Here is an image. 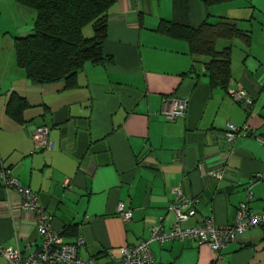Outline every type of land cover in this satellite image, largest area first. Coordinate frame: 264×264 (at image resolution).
Returning a JSON list of instances; mask_svg holds the SVG:
<instances>
[{
  "label": "crops",
  "instance_id": "obj_1",
  "mask_svg": "<svg viewBox=\"0 0 264 264\" xmlns=\"http://www.w3.org/2000/svg\"><path fill=\"white\" fill-rule=\"evenodd\" d=\"M175 0H116L107 12L104 59L87 62L75 84L34 83L15 64L13 38L31 32L33 10L0 0V166L11 168L30 188L66 243L78 237L83 258L108 261L126 245L147 237L153 226L174 223L168 205L174 188L198 199L193 226L205 218L231 223L240 202L264 210V0H231L209 7L188 0V23L197 27L219 17L250 33L249 44L218 39L230 47L225 88H211L205 58L188 42L156 31L160 20L176 19ZM244 1V2H240ZM9 46L12 55L3 52ZM252 98L245 109L230 92ZM12 93L27 101L15 118L7 112ZM183 99L185 114L167 120L165 100ZM228 123L247 126L235 141L224 138ZM48 128L49 149L33 151L32 132ZM222 169L213 180L207 172ZM19 194L0 182V243L24 257L41 243L34 215L20 208ZM122 203L130 213L123 221ZM72 230V231H71ZM156 264H264V227L249 228L219 252L191 240L153 241ZM218 254V255H217ZM0 264H6L0 255Z\"/></svg>",
  "mask_w": 264,
  "mask_h": 264
},
{
  "label": "trees",
  "instance_id": "obj_2",
  "mask_svg": "<svg viewBox=\"0 0 264 264\" xmlns=\"http://www.w3.org/2000/svg\"><path fill=\"white\" fill-rule=\"evenodd\" d=\"M14 1L34 12L31 32L13 38L15 64L30 81L44 84L64 80L66 86L71 87L75 84L77 72L87 62L99 64L103 61L107 12L116 0ZM227 1L231 0H203V3L209 7ZM187 2L175 0L174 8L180 12L178 17L160 20L156 31L186 40L190 54L205 58L211 88H225L230 77V47L217 49L216 41L235 38L249 44L250 33L225 17L211 22L204 20L193 27L187 18L181 17L183 13L188 15ZM89 23L92 35L85 37L83 29ZM27 105L24 97L12 93L7 112L18 119Z\"/></svg>",
  "mask_w": 264,
  "mask_h": 264
},
{
  "label": "built area",
  "instance_id": "obj_3",
  "mask_svg": "<svg viewBox=\"0 0 264 264\" xmlns=\"http://www.w3.org/2000/svg\"><path fill=\"white\" fill-rule=\"evenodd\" d=\"M230 96L245 109H248L252 104V98L242 88L232 90ZM185 110L186 102L183 99L165 100L161 109L167 120L183 116ZM247 130V126L228 123L224 138L229 142H233L241 131ZM31 138L33 140V151L50 148L47 127H37L32 132ZM257 139L264 145V136H257ZM207 174L213 180L223 178L222 169L209 170ZM261 180H264V173L256 174L249 179V183L252 184ZM0 182L19 194L21 198L20 208L34 215L37 234L41 238L40 245L24 257L18 248L3 246L0 243V255L4 258L6 264H104L94 257L83 258L80 256L79 249L84 243L81 237H78L72 243L63 241L61 234L51 226V218L39 203L36 194L30 188L19 184L11 168H0ZM251 196L252 191L248 187L246 189V200L239 203L231 223L218 225L212 218H205L196 225L183 226V222L195 214V206L199 201L196 198L185 196L181 188H174L168 210L173 213L175 221L169 229L164 230L161 225L151 227L147 237L135 245H126L119 248L117 256L109 252L108 261L105 264H156L150 250V243L153 241L162 243L174 239L180 241L191 240L199 245L206 244L211 249L219 252L226 244L235 241L238 233L253 227H264V210L255 212L248 206L247 202ZM116 211L123 221H128L131 217L122 203L117 204Z\"/></svg>",
  "mask_w": 264,
  "mask_h": 264
},
{
  "label": "rangeland",
  "instance_id": "obj_4",
  "mask_svg": "<svg viewBox=\"0 0 264 264\" xmlns=\"http://www.w3.org/2000/svg\"><path fill=\"white\" fill-rule=\"evenodd\" d=\"M240 2H244V1H240ZM83 35L85 37H90L92 35V28H91V24H87L84 29H83ZM3 52L4 54L6 55H12L11 51L9 52V46L5 45L4 48H3ZM14 58V55L12 56Z\"/></svg>",
  "mask_w": 264,
  "mask_h": 264
}]
</instances>
